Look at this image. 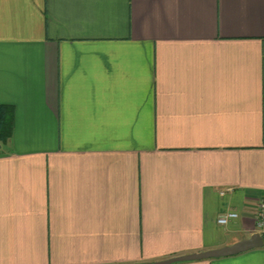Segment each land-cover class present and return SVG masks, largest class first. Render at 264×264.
Returning <instances> with one entry per match:
<instances>
[{
	"label": "crops",
	"instance_id": "0c3cea01",
	"mask_svg": "<svg viewBox=\"0 0 264 264\" xmlns=\"http://www.w3.org/2000/svg\"><path fill=\"white\" fill-rule=\"evenodd\" d=\"M0 109V264H155L249 239L264 0H0ZM173 264H264V239Z\"/></svg>",
	"mask_w": 264,
	"mask_h": 264
},
{
	"label": "water",
	"instance_id": "95a60500",
	"mask_svg": "<svg viewBox=\"0 0 264 264\" xmlns=\"http://www.w3.org/2000/svg\"><path fill=\"white\" fill-rule=\"evenodd\" d=\"M263 246V238L258 234H253L249 239L242 240L235 243L232 246L223 247L221 249L205 251L201 253H193L189 255H184L176 258H172L166 261L158 262L155 264H173L176 262L184 261H198L205 259L222 258L237 255L255 248H260Z\"/></svg>",
	"mask_w": 264,
	"mask_h": 264
},
{
	"label": "built area",
	"instance_id": "2783aa9c",
	"mask_svg": "<svg viewBox=\"0 0 264 264\" xmlns=\"http://www.w3.org/2000/svg\"><path fill=\"white\" fill-rule=\"evenodd\" d=\"M239 217L238 213L234 211H227L222 217L218 219L219 225H227L230 221ZM256 231L264 239V195L258 205Z\"/></svg>",
	"mask_w": 264,
	"mask_h": 264
},
{
	"label": "trees",
	"instance_id": "16d2710c",
	"mask_svg": "<svg viewBox=\"0 0 264 264\" xmlns=\"http://www.w3.org/2000/svg\"><path fill=\"white\" fill-rule=\"evenodd\" d=\"M5 113L1 115V113ZM11 134V119L5 110L0 109V138L2 140L7 139Z\"/></svg>",
	"mask_w": 264,
	"mask_h": 264
}]
</instances>
